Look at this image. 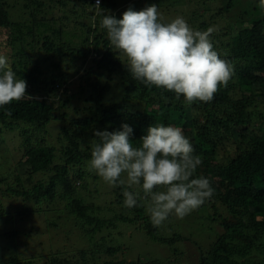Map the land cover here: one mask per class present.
I'll return each instance as SVG.
<instances>
[{
  "label": "trees",
  "instance_id": "1",
  "mask_svg": "<svg viewBox=\"0 0 264 264\" xmlns=\"http://www.w3.org/2000/svg\"><path fill=\"white\" fill-rule=\"evenodd\" d=\"M95 1L0 0V53L15 51L12 70L26 81V95L38 98L0 107V151L10 149L5 136L19 131L17 151L22 153L18 160L10 154L14 167L0 155V192L21 207L14 213L0 208V225L39 215L53 227L77 229L83 241L73 256L49 254L43 264H180L188 254L179 247L163 260H116L117 253L131 250L113 237L116 221L139 223L143 235L161 245L194 241L181 234L163 238L161 228L151 223V201L140 187H113L93 175L104 181L102 197H111L107 206L93 199L85 183L88 172H95L90 167L95 131H119L127 124L133 130L130 140L139 147L150 126H174L202 159L196 175L207 177L215 189L211 199L180 222L187 225L186 219L194 221L202 211L210 228H222L207 247L200 246L192 264H264V0H218L215 9L212 0H163L168 9L172 3L185 6L193 30L215 26L214 50L235 66L234 76L210 102L190 105L182 95L177 99L172 91L134 79L125 55L110 43L101 26L103 15L121 19L119 3L129 0H100L104 13ZM140 3L143 9L155 4L166 11L156 0L133 1L134 11H140ZM16 11L20 20L10 17ZM73 75L78 77L70 80ZM54 131L62 137L49 145L45 136ZM121 179L126 181V174ZM125 190L140 194L136 207H125ZM106 213L113 218H105ZM15 235L0 229V239ZM0 264L36 262L34 257L0 256Z\"/></svg>",
  "mask_w": 264,
  "mask_h": 264
},
{
  "label": "clouds",
  "instance_id": "2",
  "mask_svg": "<svg viewBox=\"0 0 264 264\" xmlns=\"http://www.w3.org/2000/svg\"><path fill=\"white\" fill-rule=\"evenodd\" d=\"M100 0L95 8L100 9ZM101 26L110 43L127 57L134 79L146 85L172 91L187 104L210 102L220 86L226 87L235 66L214 50L212 34L218 29L193 30L183 17L162 23L155 4L143 10L129 8L121 19L103 15ZM26 81L18 79L6 55H0V107L27 98ZM11 115V112H8ZM132 128L95 131L90 167L109 185L127 184L142 189L150 198L151 223L159 227L170 215L183 218L215 194L211 181L197 176L199 155L179 127L150 126L139 147L130 140ZM126 174V181L121 176ZM162 189V190H155ZM125 207L137 206L140 194L125 190Z\"/></svg>",
  "mask_w": 264,
  "mask_h": 264
},
{
  "label": "rangeland",
  "instance_id": "3",
  "mask_svg": "<svg viewBox=\"0 0 264 264\" xmlns=\"http://www.w3.org/2000/svg\"><path fill=\"white\" fill-rule=\"evenodd\" d=\"M133 1L137 0H129L125 3L120 1L117 13L119 12H125L129 8H132L133 10ZM139 2H144V0H138ZM10 3V1H8ZM156 2H159L162 6H164L166 3L163 4V0H156ZM150 3V2H149ZM169 6V9L166 8V11L162 12L158 10L160 20L161 22L170 23L172 20H174L176 17H183L186 22L190 26V20L187 15V11L185 9V6H183V9L175 4L172 3L167 4ZM150 6V5H149ZM210 6L212 9H215L218 6V0H212L210 3ZM143 3H140L138 8L140 10H143ZM148 7V4H147ZM198 11L202 12L203 10L199 7H197ZM139 11V10H138ZM190 12V11H189ZM232 14V13H231ZM191 14H189V17ZM11 19L20 20L19 12H14L13 14L10 13ZM192 24V23H191ZM76 41V40H74ZM17 46H19L20 41H17L15 43ZM3 49V48H2ZM2 51V50H1ZM15 51L10 50V48L3 49V52L0 53V55H6L8 57V62L11 65V63H15L14 61L16 59L11 58L10 55H12ZM9 57L11 59H9ZM123 59L128 62V59L126 56L123 57ZM80 64L76 65L77 68ZM17 67V66H16ZM69 70H73L72 67H69ZM78 76L73 75L70 80H75ZM59 96H61V92L59 93ZM59 129V127H58ZM16 134V136H13L11 134H7L5 136L7 145L11 149H3L0 151L1 158H4V161L9 159L11 162V167H14L15 161L11 159L12 152L17 157V160L21 156V151H17L19 146V131L13 132ZM61 134H56V132H50V134H47L45 136V140L49 145H56V142H58V139H61ZM89 171V169H87ZM87 179L85 180V183H87V189L88 191H91L93 199L103 205H109L111 197L105 198L102 197L103 193V187L105 186L104 181L100 179L99 177H94L96 175V172L89 171L88 172ZM94 175V176H93ZM79 182H76L78 184ZM0 189H4V186L0 187ZM111 189V187L107 188ZM96 190H100L101 196H98L95 194ZM99 197V198H98ZM13 198L5 196V194L0 192V208H4L12 213L15 209L21 210L20 206L13 205V201L11 200ZM113 200V199H112ZM26 205H23V207ZM111 208L110 210H113V205L109 206ZM18 212V211H17ZM112 212V211H111ZM113 213V212H112ZM120 212H116L115 215H119ZM202 211L199 213H195L194 217L196 220L192 221V217L189 219H186L188 223H192V226L188 229L189 224L187 225L182 224L180 222L181 218H177L175 215H173V219L169 223H163L159 226L160 229V235L167 239L173 235H183L188 237V235L192 236V241L190 243L184 242H177L175 244H172V247L168 245H161L157 243L156 241L150 240L145 235H143V232L141 229L138 228L139 223H133L128 225H123L119 222H115L116 229L113 230V237H116V240L122 245H126L128 247H131L130 251L127 252V250H123L122 252L117 253L116 260H122L125 259L127 261H131L135 259H138L139 257L144 262L151 259V260H163L169 256L175 248L179 247V249H183L187 252V256H184L181 259L180 264H192L196 259L195 255L196 252L199 251L200 246L207 247L208 244L212 241V236L215 234V232H222V228L217 225H212L210 228L209 225H207L205 220L201 219ZM33 215V214H32ZM113 214H104L105 218H113ZM41 219V222H40ZM49 219H53L52 217H49ZM60 224V223H59ZM62 227V226H61ZM0 229L3 232H14L16 235L13 238H1L0 239V256L2 258H8V257H18L20 260L30 259L34 257V260L36 264H43L46 259L48 258L49 254L53 255H59L61 258L67 257V256H73V254L77 251V244L81 243L83 240L79 237V232L74 229H71L68 231L67 228L60 227L56 228L53 227L47 223L46 219L43 216L39 215H33L30 217H22L21 220L16 219L12 226H5V224L0 225ZM41 231V234L39 232ZM179 232V233H178ZM100 235H105V233H101ZM100 235H97L96 238H100ZM84 245V242L83 244ZM115 246V244H113ZM122 246V247H123ZM121 248V247H120ZM39 255L41 258H39ZM33 256V257H32ZM173 256V255H172ZM250 256L253 257V259L257 258V255L255 253H252ZM60 258V259H61ZM190 258V259H188Z\"/></svg>",
  "mask_w": 264,
  "mask_h": 264
},
{
  "label": "built area",
  "instance_id": "4",
  "mask_svg": "<svg viewBox=\"0 0 264 264\" xmlns=\"http://www.w3.org/2000/svg\"><path fill=\"white\" fill-rule=\"evenodd\" d=\"M96 2V1H95Z\"/></svg>",
  "mask_w": 264,
  "mask_h": 264
}]
</instances>
